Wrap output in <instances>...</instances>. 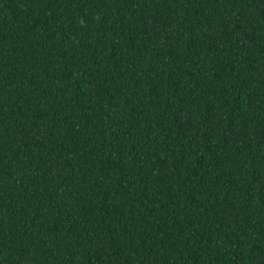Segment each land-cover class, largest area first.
Returning <instances> with one entry per match:
<instances>
[{
    "label": "trees",
    "instance_id": "obj_1",
    "mask_svg": "<svg viewBox=\"0 0 264 264\" xmlns=\"http://www.w3.org/2000/svg\"><path fill=\"white\" fill-rule=\"evenodd\" d=\"M0 264H264V0H0Z\"/></svg>",
    "mask_w": 264,
    "mask_h": 264
}]
</instances>
